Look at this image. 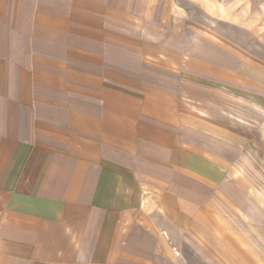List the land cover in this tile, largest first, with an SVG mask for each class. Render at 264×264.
<instances>
[{"label": "crops", "instance_id": "obj_1", "mask_svg": "<svg viewBox=\"0 0 264 264\" xmlns=\"http://www.w3.org/2000/svg\"><path fill=\"white\" fill-rule=\"evenodd\" d=\"M184 243L264 264V0H0V264Z\"/></svg>", "mask_w": 264, "mask_h": 264}, {"label": "rangeland", "instance_id": "obj_2", "mask_svg": "<svg viewBox=\"0 0 264 264\" xmlns=\"http://www.w3.org/2000/svg\"><path fill=\"white\" fill-rule=\"evenodd\" d=\"M260 250H261V248H260ZM177 251L179 253V256L184 258L185 264H204L202 262L203 258L201 257L203 255L195 254L192 251H190V249L186 243L183 244V247L180 246ZM236 255H238V256H236ZM263 255H264L263 253H260L261 258L263 257ZM230 256H232L234 260H237V257H238V259H241L240 261L243 260V262L238 261V262H240V264H247L246 263V256L243 253H239V254H230L229 253L226 257H230ZM217 257L219 259V256H217ZM228 259H230V258H228Z\"/></svg>", "mask_w": 264, "mask_h": 264}, {"label": "built area", "instance_id": "obj_3", "mask_svg": "<svg viewBox=\"0 0 264 264\" xmlns=\"http://www.w3.org/2000/svg\"><path fill=\"white\" fill-rule=\"evenodd\" d=\"M174 252H175V254H176V255H178V254H179V253H178V251H177L176 249H174Z\"/></svg>", "mask_w": 264, "mask_h": 264}]
</instances>
